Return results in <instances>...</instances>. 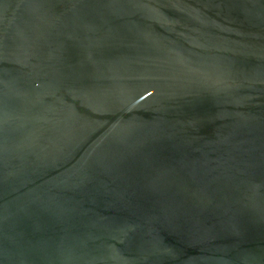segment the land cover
Instances as JSON below:
<instances>
[{"label": "water", "instance_id": "1", "mask_svg": "<svg viewBox=\"0 0 264 264\" xmlns=\"http://www.w3.org/2000/svg\"><path fill=\"white\" fill-rule=\"evenodd\" d=\"M0 264H264V0H0Z\"/></svg>", "mask_w": 264, "mask_h": 264}]
</instances>
